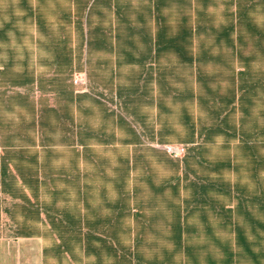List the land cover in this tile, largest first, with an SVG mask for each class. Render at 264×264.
I'll list each match as a JSON object with an SVG mask.
<instances>
[{
    "label": "trees",
    "instance_id": "16d2710c",
    "mask_svg": "<svg viewBox=\"0 0 264 264\" xmlns=\"http://www.w3.org/2000/svg\"><path fill=\"white\" fill-rule=\"evenodd\" d=\"M20 3L29 15L33 14L27 0ZM72 4L76 11L74 24L82 35V45L88 50L92 46L108 49L113 53L115 70L123 65L140 68L136 75L128 77L129 84L118 82L115 85L118 106L137 117L136 105H133L136 97L154 102L157 128L151 130V138L156 136L160 142L174 140L191 145L192 154L182 161L181 177L174 174L170 180L157 183L151 175L138 176L130 185L129 177L125 181L128 169L123 170L124 177L114 181L115 200L112 205L107 202L118 209L116 220L133 208L129 206L131 200L136 210L185 208L188 203L198 201L215 208L219 204L216 195L234 194L236 209L244 222L264 230V0H139L137 5L132 0H72ZM98 4L112 10L113 34L108 36L105 27L96 24L93 29L97 37L93 39L90 29H84L83 25H89L95 11L98 17L104 16V12L97 9ZM69 17L67 11L57 19ZM34 19L38 34H49V24L39 10L34 13ZM151 22L153 32L147 29ZM9 27V22L0 27V40ZM68 42L66 36L56 39L53 42L56 52L51 58L67 71L74 60V49ZM41 79V76L31 78L28 83L35 82L41 92L57 93L64 103L58 107L41 103L34 109L33 125L38 127L40 145L43 148L51 145V136L45 134L44 129L57 124H52L53 116L62 130L60 142L87 147L89 139L98 136H94L87 123L78 122L69 108L74 105L75 110L81 111L82 95L75 94L66 82L57 87H45ZM93 101L107 116L110 109L99 100ZM173 114H176V123L171 118ZM117 119L121 122L123 116L117 115ZM137 122L143 123L142 118ZM128 127L129 132L138 137L135 128ZM101 133L103 138L97 141L107 143L105 130ZM217 141L226 154L209 158L207 152ZM73 152L77 154L78 150ZM2 159L9 160L5 154ZM16 163L22 183L26 186L28 182L36 204L43 191L54 195L62 193L55 182L62 180V172L52 175L50 169L46 170V159H40L36 151L18 152ZM225 172L232 174L234 182L225 178ZM78 173L76 168V176ZM88 175L85 172L77 176L73 185L78 202L86 211L83 217L80 210L74 215L68 210L58 211L55 212L59 215L57 221L52 213L54 198L47 207L52 225L63 227L61 223H65L80 232L83 222L88 230L91 228L89 212L96 187ZM181 179L186 181L184 185ZM50 182L52 191L47 188ZM106 188L102 185L97 190L106 195ZM181 188L188 193L182 204L179 201ZM144 191H148L147 195L143 194L146 198L139 199ZM220 204L223 208L222 202Z\"/></svg>",
    "mask_w": 264,
    "mask_h": 264
},
{
    "label": "rangeland",
    "instance_id": "374dc122",
    "mask_svg": "<svg viewBox=\"0 0 264 264\" xmlns=\"http://www.w3.org/2000/svg\"><path fill=\"white\" fill-rule=\"evenodd\" d=\"M27 1L33 10L32 15L26 12L20 0H0V27L7 22L10 23L6 35L0 40V148L4 150L9 160L14 162L17 161L18 152L36 151L40 159H46V170L50 169L52 175L56 176L58 172H62V180L55 181L62 193L54 195L52 192L43 191L40 195L41 198L45 196L49 204L54 198L56 199V202L52 203V213L57 216L55 212L58 211L68 210L73 215L76 210L82 209L81 212H86L81 202H78V195L73 186L77 176L80 177L85 172L89 173L88 177L96 187L92 193L90 210L94 208L100 214L113 210L114 216L118 212V209L111 207L116 196L114 181L123 176V170L128 169L127 176L125 173V181L129 177L130 185L132 179L138 176L151 175L157 183L170 180V176L174 174L181 177L182 161L192 154L191 145L174 140L160 142L156 136H153L154 139L151 138V130L157 128L155 103L136 97L133 105H136L137 117L127 114L116 103L115 85L118 82L123 85L129 84L128 77L136 75L140 68L135 65H123L115 70L114 56L108 49L92 46L88 50L85 45H82V35L74 24L76 11L72 0H42V3L38 0ZM132 2L137 5L139 0H132ZM217 3L220 5L219 1ZM59 9H61L60 12ZM97 9L102 10L104 16L98 17L95 11L90 16L89 25H83L84 29L86 27L90 29V37L93 39L97 37L93 29L96 24L105 27L108 36L113 34L112 10H107L101 4H98ZM37 10L43 14L49 24V34L46 36L37 32L34 19V13ZM67 11L70 12L69 18L57 19L59 15ZM147 29L153 32L154 24L148 23ZM63 36L67 37L69 40L67 44L74 49L73 64L68 71L64 66L58 67L51 59L56 52L53 42ZM38 38H40L39 42ZM109 42L108 39L107 43ZM40 76L45 87H57L66 82L71 85L75 94L82 95L80 104L83 109L77 111L74 105L69 108L78 122L87 123L94 136H98L89 139L87 147L68 146L60 142L62 130L59 129L60 123L54 120L53 116L50 120L52 124H57L52 128L44 129L45 134L51 136V145L45 148L40 145L38 127L33 125L36 118L34 109L41 103L57 107L64 103L62 96L57 93L41 92L36 88L35 82L28 83L29 79ZM17 82H25V84L18 85ZM93 100H99L104 104L103 106L110 109L107 116L104 115L101 106L94 104ZM117 115H122L123 121L118 122ZM139 118H142L143 123L137 122ZM171 118L176 123V114H173ZM129 124L135 128L138 137L129 132ZM103 129L104 134L108 136L107 143L97 141V138H103L101 137ZM166 144L183 146L184 151L175 156L167 152L164 147ZM220 144L221 142L217 141L211 146L207 152L209 158L222 157L226 154V150ZM74 149L78 150L77 154L73 152ZM76 168L79 170L77 176ZM101 169H103L102 173ZM103 176L107 180L104 181ZM224 176L234 182L231 173L225 172ZM185 183L186 181L181 179V184ZM142 184L145 186L144 182ZM52 185L50 182L47 187L51 191ZM102 185L108 189L106 195L97 190ZM143 194L147 195L148 191L142 192L138 198H146ZM107 202H111V205ZM18 204L20 211H24L25 203ZM129 206L133 207L130 211L134 212L136 208L132 200ZM61 224L63 227L57 225L59 233L51 232L46 238L52 264H83L84 260L90 258L98 260L100 255L104 256L105 241H87L86 234L89 230L83 222H81L80 232L65 223Z\"/></svg>",
    "mask_w": 264,
    "mask_h": 264
},
{
    "label": "crops",
    "instance_id": "0c3cea01",
    "mask_svg": "<svg viewBox=\"0 0 264 264\" xmlns=\"http://www.w3.org/2000/svg\"><path fill=\"white\" fill-rule=\"evenodd\" d=\"M3 154L0 148V264H52L46 238L60 230L48 218L45 196L36 204L17 163L4 161ZM185 196L181 188V204ZM215 199V208L198 201L185 208L128 210L119 220L113 210L100 214L93 208L86 240L105 241L106 252L83 264H264V230L244 222L234 194Z\"/></svg>",
    "mask_w": 264,
    "mask_h": 264
},
{
    "label": "built area",
    "instance_id": "2783aa9c",
    "mask_svg": "<svg viewBox=\"0 0 264 264\" xmlns=\"http://www.w3.org/2000/svg\"><path fill=\"white\" fill-rule=\"evenodd\" d=\"M165 149L167 150L168 153L173 154L175 156H178L183 153L184 148L183 146H176L172 144H166L164 145Z\"/></svg>",
    "mask_w": 264,
    "mask_h": 264
}]
</instances>
